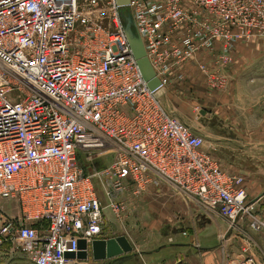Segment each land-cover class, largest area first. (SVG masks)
<instances>
[{"label": "built area", "instance_id": "1", "mask_svg": "<svg viewBox=\"0 0 264 264\" xmlns=\"http://www.w3.org/2000/svg\"><path fill=\"white\" fill-rule=\"evenodd\" d=\"M122 10L160 81L156 91L142 78ZM254 40H264V0H129L126 8L0 0V252L10 244L26 264H77L66 255L79 241L107 239L105 212L124 221L129 196L163 184L231 225L249 219L264 231L243 178L226 175L205 138L160 99L177 69L218 43L216 71L200 68L207 81L225 82L235 47Z\"/></svg>", "mask_w": 264, "mask_h": 264}, {"label": "crops", "instance_id": "2", "mask_svg": "<svg viewBox=\"0 0 264 264\" xmlns=\"http://www.w3.org/2000/svg\"><path fill=\"white\" fill-rule=\"evenodd\" d=\"M219 52L220 43L177 69L170 83L180 84L179 88L172 90L169 83L160 92V99L163 103L165 98L174 99L182 105V99L192 95L194 104L203 106L204 114L201 111L197 122L183 109L174 107L170 112L200 136L198 124L206 125L207 135L202 136L205 150L226 175L243 178L248 202L264 210V40L239 43L231 54V66L223 72L224 90L208 89L206 94V88L197 84L206 81L200 67L205 65L209 73H214L213 63ZM139 201L132 202L123 216L124 221H131L128 229L134 232L118 234L128 239L132 251L105 261L85 260L79 264H236L249 257L264 264V231L251 230L249 219L231 225L166 184L144 193ZM3 207L18 215L14 204L3 203ZM256 214L253 216L264 221V212ZM104 215L107 239L119 237L109 233L121 220L110 212ZM11 248L10 244L3 247L0 264H26Z\"/></svg>", "mask_w": 264, "mask_h": 264}, {"label": "water", "instance_id": "3", "mask_svg": "<svg viewBox=\"0 0 264 264\" xmlns=\"http://www.w3.org/2000/svg\"><path fill=\"white\" fill-rule=\"evenodd\" d=\"M116 1L121 8H126L129 5V0ZM124 32L147 87L152 91L158 90L160 81L148 60L143 42L137 34L134 21L128 12L124 16ZM131 251L132 246L128 239L125 236H119L106 240H94L89 245L84 240H81L79 241V252L77 254H67L66 257L80 261H85L89 257L94 261H105Z\"/></svg>", "mask_w": 264, "mask_h": 264}, {"label": "rangeland", "instance_id": "4", "mask_svg": "<svg viewBox=\"0 0 264 264\" xmlns=\"http://www.w3.org/2000/svg\"><path fill=\"white\" fill-rule=\"evenodd\" d=\"M126 13H127V11L126 10H122V18H123V20H124V16L126 15ZM203 74V76L205 77V79L207 78V76L204 74V73H202ZM171 84V86H172V90H174V89H178L179 87V85L180 84H175L174 85V83H170ZM188 84H191V83H188ZM193 84H196V83H193ZM198 85H203L205 88H206V94H207V91H208V89H210V90H214V91H218V92H220V91H223L224 90V88H225V85H226V82H222V81H216V82H212V81H207V79H206V81H204V82H201V83H197ZM169 87V86H168ZM175 87V88H174ZM167 89V88H166ZM206 97V96H205ZM197 99V98H196ZM171 100V99H170ZM194 102H195V99L192 97V95H190L189 97H187V98H185V100L184 99H182V105H180L178 102V104L176 103V101L173 99V100H171V101H169V98L168 99H164V104H165V106L168 108V110L169 111H172L173 112V110H174V107L176 108V109H183V111H184V113L185 114H188V113H190V117L191 118H193V119H195V121L194 122H197V118L198 117H200V116H202L201 115V111L203 112L205 109L204 108H202L203 106H197V104L195 105L194 104ZM184 103V104H183ZM204 107H206L205 105H204ZM174 114V113H173ZM175 115V114H174ZM195 124H198V123H195ZM199 127H201V130H202V132H200V134L202 135V136H206L207 135V130H206V125H204L202 122H200L199 124ZM109 159V158H108ZM108 159L107 158H104V161H105V165L106 164H108ZM84 160H85V155L83 154L82 156H81V161L84 163ZM99 166H100V164L98 165V168H99ZM95 185H96V188L97 189H99V190H101L102 189V187H101V184L99 183V182H97L96 180H95ZM103 190V189H102ZM139 198H141V196L140 197H135V198H133V197H128V199L130 200V204L132 203V202H140L139 201ZM252 204H254V203H252ZM5 212L7 213V214H11V215H15V212H13V213H11L10 211H6L5 210ZM254 212L255 213H257L256 215L257 216H259V214L261 213V212H264V210L262 209V208H258V207H255L254 208ZM116 221V220H115ZM130 223H131V221H129L128 222V220H126V221H116V225L117 226H115L114 227V230H112V231H110V236H113V235H120V234H132L133 232H134V230H132V231H130L129 229H128V226L130 225ZM138 224H140L139 222H138ZM251 229V228H250ZM252 230V229H251ZM118 235V236H119ZM132 236V235H131ZM87 260H89V262H91V261H93V259L91 258V257H89V259H87ZM259 263V262H258ZM77 264H79V262L77 263ZM260 264V263H259Z\"/></svg>", "mask_w": 264, "mask_h": 264}]
</instances>
